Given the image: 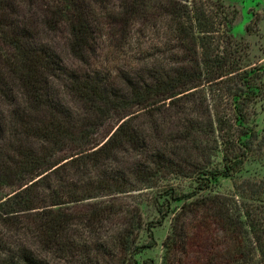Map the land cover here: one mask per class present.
<instances>
[{
  "label": "trees",
  "instance_id": "obj_1",
  "mask_svg": "<svg viewBox=\"0 0 264 264\" xmlns=\"http://www.w3.org/2000/svg\"><path fill=\"white\" fill-rule=\"evenodd\" d=\"M233 22L222 0H0V264H156L172 201L162 264H264V178L238 176L264 62L239 65ZM170 176L197 186L145 224L126 196Z\"/></svg>",
  "mask_w": 264,
  "mask_h": 264
},
{
  "label": "rangeland",
  "instance_id": "obj_2",
  "mask_svg": "<svg viewBox=\"0 0 264 264\" xmlns=\"http://www.w3.org/2000/svg\"><path fill=\"white\" fill-rule=\"evenodd\" d=\"M231 15L234 14L232 25L234 57L241 67L247 68L256 63L264 62V0H222ZM261 111L260 120L263 121L264 110ZM242 177L264 178V154L252 156L247 160L243 170L238 174ZM222 176L213 181L209 189L201 190V193H232L233 182L238 177ZM196 181L192 178L170 176L163 179L157 186L148 187L126 196V199L139 206L145 224L157 220L160 216L157 199L164 202L169 196L165 195V189L173 186L179 192H188L195 189ZM182 201H172L169 215L163 223L152 227L157 245L144 250L138 255L142 261L152 257L156 264H162L163 241L171 231L174 213L181 207ZM147 226V225H146ZM148 229L144 227L141 240H148Z\"/></svg>",
  "mask_w": 264,
  "mask_h": 264
}]
</instances>
